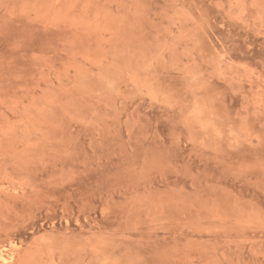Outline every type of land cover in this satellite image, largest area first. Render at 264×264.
Segmentation results:
<instances>
[{
	"label": "rangeland",
	"instance_id": "374dc122",
	"mask_svg": "<svg viewBox=\"0 0 264 264\" xmlns=\"http://www.w3.org/2000/svg\"><path fill=\"white\" fill-rule=\"evenodd\" d=\"M0 264H264V0H0Z\"/></svg>",
	"mask_w": 264,
	"mask_h": 264
}]
</instances>
